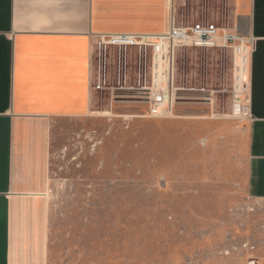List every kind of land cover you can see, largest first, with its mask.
I'll return each instance as SVG.
<instances>
[{
  "label": "rangeland",
  "instance_id": "1",
  "mask_svg": "<svg viewBox=\"0 0 264 264\" xmlns=\"http://www.w3.org/2000/svg\"><path fill=\"white\" fill-rule=\"evenodd\" d=\"M179 7L178 25L200 22L185 13L183 21ZM126 55L125 83L118 51L108 48L107 89L92 85L88 114L51 122L52 256L61 264H249L256 216L233 191L247 118L231 95V52L176 50L177 96L210 100L181 101L169 116L129 99L138 52ZM97 63L98 53L95 77Z\"/></svg>",
  "mask_w": 264,
  "mask_h": 264
},
{
  "label": "crops",
  "instance_id": "2",
  "mask_svg": "<svg viewBox=\"0 0 264 264\" xmlns=\"http://www.w3.org/2000/svg\"><path fill=\"white\" fill-rule=\"evenodd\" d=\"M180 5L183 21L255 39L233 191L255 208L249 264H264V0H0V264H61L50 247L51 122L88 114L101 36L164 34Z\"/></svg>",
  "mask_w": 264,
  "mask_h": 264
},
{
  "label": "built area",
  "instance_id": "3",
  "mask_svg": "<svg viewBox=\"0 0 264 264\" xmlns=\"http://www.w3.org/2000/svg\"><path fill=\"white\" fill-rule=\"evenodd\" d=\"M255 39L242 35L237 27L222 23L216 25L208 20L199 23L178 25L170 19L169 29L160 35H110L101 36L97 44L98 63L93 88L107 89V50L117 49L118 83L127 80V50L138 52L137 87L131 100L145 101L157 116L173 114L175 104L187 101L198 102L196 97H179L173 88L175 52L177 49H220L231 52L233 59V85L231 95L237 112L249 119V102L246 87L247 69L254 50ZM126 84H122L124 88ZM200 91H204L201 89ZM127 97V96H117ZM187 99V100H185Z\"/></svg>",
  "mask_w": 264,
  "mask_h": 264
}]
</instances>
